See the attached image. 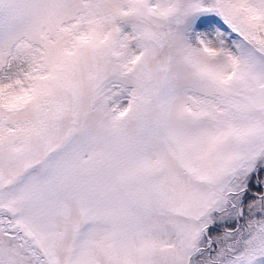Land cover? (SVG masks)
I'll use <instances>...</instances> for the list:
<instances>
[{
  "label": "snow or ice",
  "instance_id": "obj_1",
  "mask_svg": "<svg viewBox=\"0 0 264 264\" xmlns=\"http://www.w3.org/2000/svg\"><path fill=\"white\" fill-rule=\"evenodd\" d=\"M0 264H264V0H0Z\"/></svg>",
  "mask_w": 264,
  "mask_h": 264
}]
</instances>
